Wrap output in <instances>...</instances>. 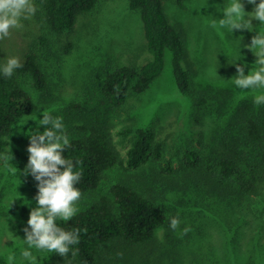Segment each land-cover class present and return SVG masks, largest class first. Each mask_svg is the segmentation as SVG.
<instances>
[{
  "label": "trees",
  "instance_id": "16d2710c",
  "mask_svg": "<svg viewBox=\"0 0 264 264\" xmlns=\"http://www.w3.org/2000/svg\"><path fill=\"white\" fill-rule=\"evenodd\" d=\"M99 1L34 0L37 11L28 21L58 35L70 33ZM177 1L184 5L185 0ZM129 4L140 12L152 57L142 65L108 69L104 95L115 106H123L130 94L151 87L171 52L177 86L193 99L199 120L211 117V134L200 131L197 144L167 156L155 127L125 126L118 131L122 143L128 142L122 156L108 126H81V132L68 137L70 147L64 156L81 174L76 187L90 199L77 207L70 221L57 222L67 231L79 232V243L72 246L78 253L75 258L71 253L67 258L48 253L37 264H164L184 259L189 248L178 246L163 200L168 193L191 190L198 192L203 213L207 207L221 211L227 264H264V105L254 104V97L239 99L227 86L194 80L187 66L185 33L170 21L164 0ZM21 63L11 78L0 73V154L8 150L16 124L35 106L20 78L30 77L39 92L48 90L39 53L30 50ZM150 161L155 166L147 171L144 166ZM119 167L136 174L118 177L102 191L105 176ZM162 226L164 237L159 235Z\"/></svg>",
  "mask_w": 264,
  "mask_h": 264
},
{
  "label": "rangeland",
  "instance_id": "374dc122",
  "mask_svg": "<svg viewBox=\"0 0 264 264\" xmlns=\"http://www.w3.org/2000/svg\"><path fill=\"white\" fill-rule=\"evenodd\" d=\"M227 3L228 0H185L180 6L177 0H164L170 21L185 33L187 66L194 74V80L227 86L235 90L239 99H252L255 94L264 93V89L247 93L242 98L232 79L237 72L231 62L246 63L245 74H248L256 57L243 45L251 42L261 26L253 20L252 31L234 30L232 33L227 28L217 31L211 27L213 19L223 18L220 9ZM242 3L246 12L253 10L254 6L247 0ZM21 23L22 28L12 29L7 38L0 40V65H4L9 57L23 61L30 50H36L47 76L48 90L39 92L30 77L20 78L23 87L33 94L35 106L21 118L29 120L27 124L21 128L17 123L10 137L8 150L11 148L14 156L10 164L18 169L17 173L12 174L0 163V264L29 262L20 256V250L27 247L23 229L31 209L37 206L34 197L39 183L32 176L22 174L29 158L30 137L27 133L36 128V121L31 118L42 119L43 111L62 118L68 137L81 132V126H108L122 156H125L128 142L122 143L118 131L125 126L155 127L165 143L167 156L182 151L189 143L197 144L200 131L205 130L208 136L212 131L211 117L199 120L200 110L193 99L179 90L171 52H167L165 69L151 87L142 93L130 94L123 106H115L104 95L103 78L108 69L123 64L142 65L152 57L146 47L140 12L131 8L129 0H100L70 33L58 35L48 27L34 26L28 20ZM44 127L40 126V130ZM154 166L150 161L144 169L150 171ZM129 174L136 172L120 167L111 170L100 189H108L118 177ZM89 199V196L81 195L76 207ZM198 199L196 190L165 195L163 201L169 223L172 218L180 221L174 230L177 244L189 249L184 259L177 258L164 264H227V244L223 235L226 231L221 227V211L215 213L207 207L206 214L203 213ZM185 227L191 229L187 234H183ZM164 232L165 226H162L159 235L164 237ZM31 251L38 257L37 261L48 256L35 249Z\"/></svg>",
  "mask_w": 264,
  "mask_h": 264
},
{
  "label": "clouds",
  "instance_id": "9594fccd",
  "mask_svg": "<svg viewBox=\"0 0 264 264\" xmlns=\"http://www.w3.org/2000/svg\"><path fill=\"white\" fill-rule=\"evenodd\" d=\"M252 4L251 12L245 11L242 0H228L227 5L220 9L223 18L213 19L211 27L219 31L227 28L229 32L234 30H253V20L258 21L259 31L253 35L249 44L243 45L256 57L254 66L245 74V64H235L236 76L233 82L240 89L241 97L247 93H257L258 89H264V0H247ZM37 11L34 0H0V40L7 38L12 29L23 27L22 20L31 19ZM23 64L17 57H9L7 62L0 66V73L6 78H11L17 69ZM250 89V91H248ZM254 104L264 105V93L254 95ZM36 121L35 130L29 129L27 133L30 143L27 147L29 153L28 163L23 170V175H31L38 181V192L34 199L37 206L32 208L25 233L24 243L26 248L20 250V256L29 261V264H37L38 257L33 255L32 249L40 253H55L67 258L71 253L75 258L78 250L72 246L79 243L78 231H67L57 222L70 221L77 213V202L81 192L76 187L81 179V174L74 171L73 161L66 159L64 152L70 147V141L64 132L62 118L52 116L48 111H43V118H31ZM29 120L21 119L18 126L21 128ZM40 126H45L40 130ZM14 156L11 148L8 153L0 154V163L12 174L18 169L10 164ZM178 218H172L170 228L176 230L179 227ZM191 229L185 227L183 234ZM70 264V262H69Z\"/></svg>",
  "mask_w": 264,
  "mask_h": 264
}]
</instances>
